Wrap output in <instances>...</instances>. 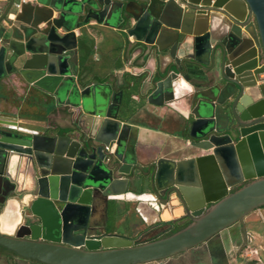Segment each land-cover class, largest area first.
I'll return each instance as SVG.
<instances>
[{
	"label": "water",
	"instance_id": "water-1",
	"mask_svg": "<svg viewBox=\"0 0 264 264\" xmlns=\"http://www.w3.org/2000/svg\"><path fill=\"white\" fill-rule=\"evenodd\" d=\"M91 20L125 26L143 42L157 62L146 101L161 106L179 88L190 99L182 109L186 147L209 152L138 161V127L119 118L123 90L76 76ZM5 78L71 107L74 122L60 133L18 127L15 115L0 112V215L9 200L19 209L11 232L0 227V247L16 257L155 263L264 206V0H0V85ZM99 193L135 202L146 225L183 212L190 221L142 242L89 236Z\"/></svg>",
	"mask_w": 264,
	"mask_h": 264
},
{
	"label": "crops",
	"instance_id": "crops-1",
	"mask_svg": "<svg viewBox=\"0 0 264 264\" xmlns=\"http://www.w3.org/2000/svg\"><path fill=\"white\" fill-rule=\"evenodd\" d=\"M133 5L129 9H134ZM93 23V29L88 28L85 37L89 39V44L82 48V53L78 52L76 76H83L86 83L98 82L94 77L105 78L115 90L117 86L122 85L129 80V75L141 76L144 84L138 89V94L132 97L133 107L136 112L130 117L128 113L119 116L123 121L136 125L137 135L134 144L135 154L139 162L146 164L151 159L158 156H168L171 158H184L187 156L198 155L192 147H186L188 144L187 128L184 124L183 110L188 107L186 98H181L179 88L174 92L173 99L165 101L163 105H154L147 102L144 97L147 90L150 89L149 77L156 68V59L146 53L143 42L136 40L132 35L125 32V26H107L101 23ZM78 33V32H77ZM124 73H129L126 75ZM262 75V74H260ZM219 78L215 74L213 83ZM0 85V112L10 113L16 116L20 125L30 126L45 130L55 129L64 130L66 133L72 131L73 113L72 108L64 103L55 105L49 99H44L37 92H29L27 86L22 84L20 91V81L12 80L9 84L8 78L2 79ZM17 83V84H16ZM183 90V89H181ZM164 101V97H163ZM143 103V104H141ZM156 107V108H155ZM155 109L156 111L154 112ZM163 135L164 137H162ZM170 139V140H169ZM182 140L183 144L178 141ZM172 142V144H171ZM186 147V148H185ZM87 201L86 198H83ZM110 199L102 194H95L91 201V215L89 219V236H98L105 233L110 210ZM133 201H116L113 203L112 216H114L112 233L130 236L129 234H120L118 225L120 222H127L128 231H147L146 224L133 209ZM176 214L182 212L174 210ZM171 212V211H170ZM173 212V211H172ZM172 214V213H171ZM246 224L247 231L256 236H264V222H261V230L253 228L252 220L243 221ZM127 233V232H125ZM133 233V234H134ZM141 233V232H140ZM262 233V234H261ZM131 234V236L133 235ZM261 248V247H260ZM264 252V246H262Z\"/></svg>",
	"mask_w": 264,
	"mask_h": 264
},
{
	"label": "flooded vegetation",
	"instance_id": "flooded-vegetation-1",
	"mask_svg": "<svg viewBox=\"0 0 264 264\" xmlns=\"http://www.w3.org/2000/svg\"><path fill=\"white\" fill-rule=\"evenodd\" d=\"M184 84L185 83L182 82V86H184ZM17 126L20 127L19 120H17ZM198 151H200L201 154L208 152L205 150H198ZM258 209L264 210V206ZM201 211L202 210H198L194 212V214L197 215ZM186 221L189 222L190 218L186 216L185 213L183 212L174 221L158 222L152 225H146L147 226L146 228H150V229L156 227L159 228L160 233L158 236H156L159 237L169 232L174 225L181 224ZM240 222H241L240 224L230 225L229 227L211 236L205 242L199 244L196 247L189 249L183 254L178 255L182 259H184L182 260L183 262L182 264H187V260L190 256L192 258L188 264H225L227 261H230L232 258H235L237 255H240L241 251L249 245L253 237V235L247 231L246 224L243 221ZM126 237L132 238L131 236H126ZM13 257L16 258V256L14 255ZM17 258L19 260H14L12 262L13 264H20V260L23 261L22 264H42L36 261H27L26 259H22L20 257ZM170 258L174 259L175 257H169L163 261L155 262L154 264H167L166 262H168L167 260H169Z\"/></svg>",
	"mask_w": 264,
	"mask_h": 264
},
{
	"label": "rangeland",
	"instance_id": "rangeland-1",
	"mask_svg": "<svg viewBox=\"0 0 264 264\" xmlns=\"http://www.w3.org/2000/svg\"><path fill=\"white\" fill-rule=\"evenodd\" d=\"M16 81V78H14ZM19 81L17 80V83ZM16 83V84H17ZM9 84H13L12 82H9ZM22 84L23 81L20 80V91L22 89ZM186 98V97H185ZM187 98H186V102H187ZM156 106V105H155ZM156 108V107H155ZM154 112L156 111L155 109H153ZM162 137H164L163 135H161ZM170 140V139H169ZM180 144H183L182 140L178 141ZM172 144V142H171ZM205 151H210V150H205ZM200 153V151H198ZM201 154V153H200ZM114 216L112 217V219H110V221L112 223H114ZM253 221L252 222V226L253 228H257L258 230H261V222H264V210L262 209H255L251 212H249L244 218L243 220L240 221ZM237 221L235 223H233V225L236 224H240L241 222ZM118 232H120V234H129L131 236V234L134 233V231L130 232L128 231L129 227H127V222L123 221L120 222L118 225ZM127 232V233H125ZM141 232V233H140ZM159 228H149L147 231L142 232L137 231L136 233H134L131 237L135 242H142L145 240H149L152 238H156V236L159 235ZM262 234V233H261ZM126 236V235H125ZM261 246H264V236H256L255 238L254 236L252 237V241L249 243V245L243 249L240 253V255H237L235 258H232L230 261H227L225 264H264V252L263 250L260 248ZM191 256L188 258L187 260V264L191 261ZM14 260H19L17 257L14 258L13 255H11L10 253L2 250L0 248V264H13L12 262ZM182 259L180 256L173 258H170L169 260H167L168 262H166L167 264H182ZM163 261V260H161ZM180 262V263H179ZM23 261L20 260V264H22ZM147 264H154V262H150Z\"/></svg>",
	"mask_w": 264,
	"mask_h": 264
},
{
	"label": "trees",
	"instance_id": "trees-1",
	"mask_svg": "<svg viewBox=\"0 0 264 264\" xmlns=\"http://www.w3.org/2000/svg\"><path fill=\"white\" fill-rule=\"evenodd\" d=\"M94 25H89L88 28H91L93 29ZM89 41V39H87L84 35V39H83V42L85 43V45H87V42ZM90 42V41H89ZM88 42V44H89ZM84 47V44L82 46V48ZM82 48L79 50L80 53H82ZM126 75H129V73H124ZM129 80L130 81H126L124 82L122 85H119L117 86V90L118 89H122L123 90V99H122V103H123V107L126 108V111H124V113H128L129 115H127V117H130L133 113L136 112L137 108L134 106L133 107V101H132V97L134 94H138V89H139V85H140V80L142 79L141 76H136V75H129ZM96 80H98V82H102V81H105L106 79L105 78H102V77H94ZM79 79L80 81H82V83H86L83 76L80 75L79 76ZM143 104V103H141ZM58 132L60 133H63L65 132L64 130H59ZM110 210H109V216H108V221H107V224H106V228H105V233H112L113 231V223L110 221V219H112V211H113V208H115L116 206L113 205V203L115 202V200L113 199H110ZM112 210V211H111ZM188 222H184V223H181V224H176L172 227V229L167 232L166 234L168 233H171L179 228H181L182 226H184L185 224H187ZM2 250L10 253L9 251H7L6 249L0 247Z\"/></svg>",
	"mask_w": 264,
	"mask_h": 264
},
{
	"label": "bare ground",
	"instance_id": "bare-ground-1",
	"mask_svg": "<svg viewBox=\"0 0 264 264\" xmlns=\"http://www.w3.org/2000/svg\"><path fill=\"white\" fill-rule=\"evenodd\" d=\"M249 151V146L248 149ZM19 221L18 203L15 200H9L5 210L0 215V227L2 231L11 232Z\"/></svg>",
	"mask_w": 264,
	"mask_h": 264
}]
</instances>
